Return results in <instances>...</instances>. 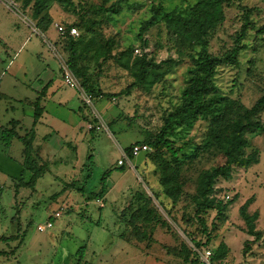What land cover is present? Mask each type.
<instances>
[{
  "label": "rangeland",
  "instance_id": "obj_1",
  "mask_svg": "<svg viewBox=\"0 0 264 264\" xmlns=\"http://www.w3.org/2000/svg\"><path fill=\"white\" fill-rule=\"evenodd\" d=\"M13 1L17 7L9 5V0H0V80L3 88L14 91L16 98L30 100L47 86L40 102L45 112L39 129L42 136L50 134L46 150L51 164L32 190L17 186L20 180L29 179L27 169L7 158H2L5 163L0 159V236L20 238L0 241V249L6 251L18 245L14 255L0 256V264H180L182 259L171 253V249H177L181 242L190 246L192 237L195 240L201 237L192 204L183 196L173 205L161 193L158 169L147 154L150 150L126 160L123 171L117 164L124 147L142 139L145 130L159 129L164 112L178 102L189 77L190 61L173 46L164 23L159 22L146 31L145 45L137 37L139 26L150 16L152 3L170 10L196 0H123L120 12L112 14L109 20L104 15L110 13H92L97 19L103 16L100 40L112 37L116 55L131 47L135 56L146 53L156 61L170 57L173 61L163 79L150 89L138 87L126 95L120 92L133 80L132 75L115 61L107 60L95 77L96 88L102 95L92 98L91 104L83 100L77 88L64 83L60 64L65 58L55 42L60 37L58 26L76 22L77 14L83 12L79 3L85 8L90 4L96 7L102 0H75L78 3L75 12L53 5L50 13L54 21L45 31L35 27L29 11ZM115 3L117 0H107L104 7ZM249 8L253 28L243 40L246 48L239 52V64L221 65L216 75L221 91L238 98L247 107L264 94V0H230L224 6L225 19L211 33L209 43L213 54L230 49L233 34L241 27L242 14ZM77 30L80 35L81 31ZM50 44L55 45V51ZM106 93L114 95L108 97ZM13 104L14 114L24 112L23 119L28 122V115L32 114L27 112L29 105L19 101ZM261 119L264 123V110ZM0 122H3L1 116ZM89 123L95 129L90 130ZM205 129L206 123L199 121L191 131L177 133L174 143L180 146L193 138L185 148L188 154L201 140ZM248 137L252 148L261 154L258 162L247 170L236 169L229 180L219 181L222 190L213 196L214 200L222 201L234 197L209 247L224 241L229 247L227 264H264V130ZM2 142L1 138L0 155H4ZM87 154H91L90 167ZM179 156L182 157L181 152ZM61 158L62 161L54 162ZM223 161L220 154L210 152L199 156L188 167L185 165L182 175L190 179L185 190L193 193L198 175ZM87 168L90 176L86 184ZM109 168L112 170L105 199H93L85 205L79 192L65 186L74 180L78 185L85 184L87 189L96 187L97 190L98 179ZM136 191L152 196L158 193L152 203L167 224L143 226L148 235L143 241L135 239L130 228L120 224L116 216ZM248 198L252 202L247 210L257 215L255 226L261 234L259 240H253L246 233L239 213V207ZM53 213L58 216L50 219ZM47 222L52 225L40 228ZM121 231H124L123 238L119 236Z\"/></svg>",
  "mask_w": 264,
  "mask_h": 264
},
{
  "label": "trees",
  "instance_id": "obj_2",
  "mask_svg": "<svg viewBox=\"0 0 264 264\" xmlns=\"http://www.w3.org/2000/svg\"><path fill=\"white\" fill-rule=\"evenodd\" d=\"M15 1L20 4L22 9L29 11L35 27L41 31L49 29L54 21L50 13L53 5L59 4L65 10L72 9L75 12V5L78 4L75 0ZM106 1L102 0V3L96 7L90 4L86 8L82 3H79L78 6L83 9V12L77 14L76 22L65 26L66 31L59 34L60 37L55 44L60 48L66 64L78 78L81 87L93 98L102 95L96 88L95 77L98 76L101 66L107 60L115 61L132 75L133 80L120 94L129 95L132 90L138 87L148 90L153 84L163 79L168 72L167 68L171 67L170 61H173V58L156 61L152 57H148L146 53L135 56L131 47L116 55L113 52L115 40L112 37L105 41L100 40L103 16L101 19H97L91 15L97 12L110 13L109 16L104 15L105 19L109 20L112 14L120 12V1L123 0H117V3L104 7ZM229 1L196 0L185 7L170 10L165 9L162 4L152 3L149 7L150 16L141 22L137 33L138 39L145 45L144 34L146 31L159 22H163L173 46L179 52L185 53L190 61L186 85L180 93L178 102L164 112L159 129L154 132L145 130L142 139L123 148L130 160L145 153L146 150H150V153L147 154L158 169V184L161 193L170 199L173 205L184 196L193 206V217L199 224L201 237L197 240L192 237L190 246L181 242L177 249H171V253L182 259L180 264H200L199 256L194 248L199 250L209 248L219 223L226 218V211L234 197L227 201L213 199V196L222 190L218 185L219 181L229 180L236 169L247 170L258 162L261 155L258 149L252 148L248 135L264 130V123L261 119V113L264 110V94L257 98L250 107H247L238 98H233L222 92L216 83V75L221 65L238 66L239 64V52L246 48L243 40L247 32L253 28L250 19L252 9L249 8L243 12L241 27L233 34V45L230 49L222 54H213L209 51L211 33L224 21V6L229 4ZM71 26L78 28L81 31L80 35H71L69 33ZM91 65L97 71H92ZM105 95L111 97L114 94L106 93ZM38 109H40L39 99L35 101V118L38 116ZM199 121L206 123V129L201 140L195 143V147L187 154L185 148L193 138L190 137L182 145L176 146L174 136L180 132L191 131ZM93 129L95 128L91 126L90 130ZM4 133L7 140L14 136L10 129H5ZM22 140L24 142V168L30 172V177L27 181L20 180L17 186L24 185L34 190L36 181L49 170L51 161L45 160L38 163L32 157L31 139ZM134 144H146L148 149L133 155L132 146ZM247 149L249 150L246 151ZM180 152L182 157L179 156ZM210 152H217L224 161L204 169L198 175L194 192H187L185 188L190 179L182 175V169L185 165L187 167L191 165L202 154ZM86 157L89 166L91 154H87ZM59 161L55 160L54 162ZM117 165L121 171L124 170L125 162ZM111 170L109 168L102 172L98 179L99 188L97 190L96 187L87 189L85 184L78 185L74 180L65 183V186L79 192L85 199V205L93 199H105ZM89 176L87 171L85 181ZM153 196L158 198V193H153ZM153 196L144 191H136L126 207L120 212L116 210L118 222L129 227L131 234L138 241L148 238L146 228L156 224L167 225L152 203ZM251 202L252 198L246 199L239 207V213L246 226V233L252 236L253 240H259L261 234L255 226L257 215L249 213L247 210ZM58 214L60 215V213ZM50 216L49 218L52 219L58 215L53 213ZM123 233L124 231H121L119 234L121 238L124 236ZM16 239L20 240L18 235L0 236V241L3 242ZM17 248L18 245L9 251L0 249V256L14 255ZM211 249L215 264L221 260H227L229 247L224 241H219Z\"/></svg>",
  "mask_w": 264,
  "mask_h": 264
},
{
  "label": "crops",
  "instance_id": "obj_3",
  "mask_svg": "<svg viewBox=\"0 0 264 264\" xmlns=\"http://www.w3.org/2000/svg\"><path fill=\"white\" fill-rule=\"evenodd\" d=\"M50 46L55 51V45L50 44ZM1 75L2 74H0V79H2ZM46 87L47 86L44 85L40 91H37L38 94L32 100H30L28 97L16 98L14 96V91H8L7 89L3 88V83L0 80V116L3 121L2 123L0 122V139L2 138V143L4 145V155H0V159L7 158L6 160L13 161L14 163L17 162L19 165L24 167L25 156L23 154L24 142L22 139H26L27 141L31 139L33 159H35L38 163L49 160L46 150L48 147V143L46 141H49L48 137L50 134L42 136L39 129L42 122L41 118L42 116H44L45 112V106L41 105L40 102L43 99L42 97L45 94ZM37 99H39L40 109H38V116L37 118H35V101ZM14 101H19L20 103L26 102L29 105L27 107V112L29 111V113L31 112L32 114H26L29 116L28 122L23 119V114H25L23 112V110L25 111L23 107L21 108V111L23 113H18L17 115L14 114V111L16 109L15 104H13ZM1 103L3 105H1ZM89 126L90 123L88 127ZM89 128H91V126ZM5 129H10V131H13L14 133V136L10 140H7L5 137ZM3 159L2 162L5 163ZM58 160L62 161V158L56 159V161Z\"/></svg>",
  "mask_w": 264,
  "mask_h": 264
},
{
  "label": "built area",
  "instance_id": "obj_4",
  "mask_svg": "<svg viewBox=\"0 0 264 264\" xmlns=\"http://www.w3.org/2000/svg\"><path fill=\"white\" fill-rule=\"evenodd\" d=\"M9 5L17 7V5L15 4V2L13 0H9ZM58 30H59V34H63L66 31L65 27H63V26H58ZM69 33L73 36H76V35H78V30L75 26H71L69 29ZM60 65H61L64 83L69 87L77 88L78 91L80 92V94L82 95L83 100L86 103L91 104L93 97L91 96V94L89 92L84 91V89L80 85L78 78L70 70V68L68 67L66 62L61 60ZM146 149H148V146L146 144H143V145L134 144L132 146V154L137 155L141 150H146ZM126 160L130 161V158L128 157V155L126 154L124 149H122L121 157L118 159L119 165L123 164ZM46 226H51V222H47V224L45 226H40V228L43 229ZM194 249L196 250V252L199 256L200 264H215L214 260H213V251L211 248H205L203 250H199L196 248H194ZM218 264H227V262H226V260H221V261H219Z\"/></svg>",
  "mask_w": 264,
  "mask_h": 264
}]
</instances>
